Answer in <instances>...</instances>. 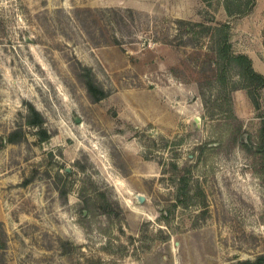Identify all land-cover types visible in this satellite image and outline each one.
I'll list each match as a JSON object with an SVG mask.
<instances>
[{
  "label": "rangeland",
  "instance_id": "rangeland-1",
  "mask_svg": "<svg viewBox=\"0 0 264 264\" xmlns=\"http://www.w3.org/2000/svg\"><path fill=\"white\" fill-rule=\"evenodd\" d=\"M221 23L264 75V0H0V264L264 253V87L218 83Z\"/></svg>",
  "mask_w": 264,
  "mask_h": 264
},
{
  "label": "trees",
  "instance_id": "trees-1",
  "mask_svg": "<svg viewBox=\"0 0 264 264\" xmlns=\"http://www.w3.org/2000/svg\"><path fill=\"white\" fill-rule=\"evenodd\" d=\"M209 28V27H208ZM215 37L216 47L213 49V59L216 65V79L218 83L223 84L226 80V73L229 70L235 68L237 75L242 83V87L247 90L253 105L259 108L258 93L261 88L264 87V75L254 70L252 66L251 58L245 53H236L232 49L230 41V27L228 23H221L210 27ZM88 92L93 95L94 99H99L104 95V92L94 83L92 79L86 80ZM99 92V95L95 93ZM30 116L27 119V123L35 126H40L43 122V118L40 113L32 106H29ZM264 129V126L262 130ZM264 136V133L262 134ZM14 138H8L9 142L15 141ZM264 144V141L262 142ZM180 185L178 187L177 201L182 203L180 195L185 198L186 192V178H179ZM235 264H264V253L258 255L255 259L238 260Z\"/></svg>",
  "mask_w": 264,
  "mask_h": 264
},
{
  "label": "water",
  "instance_id": "water-1",
  "mask_svg": "<svg viewBox=\"0 0 264 264\" xmlns=\"http://www.w3.org/2000/svg\"><path fill=\"white\" fill-rule=\"evenodd\" d=\"M137 199H138V201L141 202V201L144 199V197H143L142 195L138 194V195H137Z\"/></svg>",
  "mask_w": 264,
  "mask_h": 264
}]
</instances>
